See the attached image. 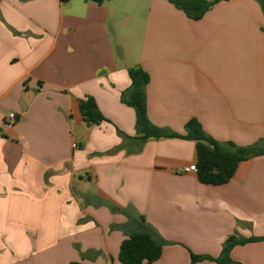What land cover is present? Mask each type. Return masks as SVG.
Here are the masks:
<instances>
[{"label": "crops", "instance_id": "crops-1", "mask_svg": "<svg viewBox=\"0 0 264 264\" xmlns=\"http://www.w3.org/2000/svg\"><path fill=\"white\" fill-rule=\"evenodd\" d=\"M134 67L150 77L149 119L179 136L140 139L122 101ZM86 97L106 122L83 120ZM192 119L264 147L258 0L218 1L200 20L168 0H0V264H123L142 226L165 242L152 264H217L191 254L217 259L230 237L255 239L231 250L236 264H264V155L204 184L182 172L198 162Z\"/></svg>", "mask_w": 264, "mask_h": 264}, {"label": "trees", "instance_id": "trees-1", "mask_svg": "<svg viewBox=\"0 0 264 264\" xmlns=\"http://www.w3.org/2000/svg\"><path fill=\"white\" fill-rule=\"evenodd\" d=\"M66 2L67 0H62ZM97 4L111 0H93ZM175 7L182 10L190 19L200 20L207 11L221 0H168ZM264 12V0H258ZM131 86L127 93H123L122 101L133 107L137 116V129L140 139L162 138L179 136L166 133L162 128L152 123L148 116L146 87L150 77L141 67L129 69ZM80 110L83 120L88 125H100L107 119L100 111L93 97L80 100ZM188 139L196 140L198 153V172L200 182L219 186L228 183L235 175L239 164L256 156L264 155V147L238 146L232 142H219L209 136L197 119L186 124ZM255 241V239L238 240L230 237L224 245L222 255L213 259L209 256L191 254L192 263L203 260H214L217 264H236L230 257L231 250L236 245ZM165 242L146 226L131 234L121 244L119 259L123 264H152L157 261L163 252Z\"/></svg>", "mask_w": 264, "mask_h": 264}, {"label": "built area", "instance_id": "built-area-1", "mask_svg": "<svg viewBox=\"0 0 264 264\" xmlns=\"http://www.w3.org/2000/svg\"><path fill=\"white\" fill-rule=\"evenodd\" d=\"M17 121V115L16 113H11L7 120H6V126L7 128L11 129L14 127L15 123ZM78 145L75 144L74 147L76 148ZM182 172L183 173H196L198 172V167L196 164H193V165H189V166H185L183 169H182Z\"/></svg>", "mask_w": 264, "mask_h": 264}, {"label": "water", "instance_id": "water-1", "mask_svg": "<svg viewBox=\"0 0 264 264\" xmlns=\"http://www.w3.org/2000/svg\"><path fill=\"white\" fill-rule=\"evenodd\" d=\"M23 109H25V107L23 106Z\"/></svg>", "mask_w": 264, "mask_h": 264}]
</instances>
